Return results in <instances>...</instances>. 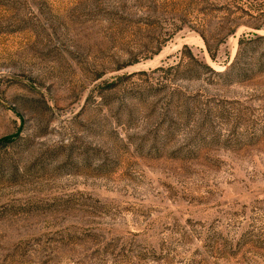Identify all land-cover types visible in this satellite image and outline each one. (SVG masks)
Instances as JSON below:
<instances>
[{
    "label": "rangeland",
    "instance_id": "rangeland-1",
    "mask_svg": "<svg viewBox=\"0 0 264 264\" xmlns=\"http://www.w3.org/2000/svg\"><path fill=\"white\" fill-rule=\"evenodd\" d=\"M0 264H264V0H0Z\"/></svg>",
    "mask_w": 264,
    "mask_h": 264
},
{
    "label": "trees",
    "instance_id": "trees-1",
    "mask_svg": "<svg viewBox=\"0 0 264 264\" xmlns=\"http://www.w3.org/2000/svg\"><path fill=\"white\" fill-rule=\"evenodd\" d=\"M236 30V27H234L233 29H231L230 31L231 32H234ZM203 38H204V36H203ZM206 41V40H205ZM242 42V39H240V43ZM207 43V42H206ZM208 45V44H207ZM185 47H188L187 45H185ZM212 57H214L213 55H212ZM206 67H208V68H210V66H208V65H206V64H204ZM211 69V68H210ZM8 141H10L9 140V138H7V140H3L2 142H8Z\"/></svg>",
    "mask_w": 264,
    "mask_h": 264
}]
</instances>
